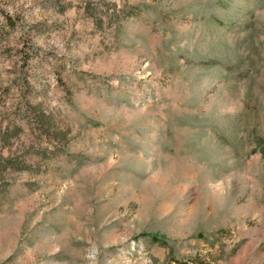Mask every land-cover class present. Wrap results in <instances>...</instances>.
<instances>
[{
	"label": "rangeland",
	"instance_id": "1",
	"mask_svg": "<svg viewBox=\"0 0 264 264\" xmlns=\"http://www.w3.org/2000/svg\"><path fill=\"white\" fill-rule=\"evenodd\" d=\"M0 264H264V0H0Z\"/></svg>",
	"mask_w": 264,
	"mask_h": 264
},
{
	"label": "trees",
	"instance_id": "2",
	"mask_svg": "<svg viewBox=\"0 0 264 264\" xmlns=\"http://www.w3.org/2000/svg\"><path fill=\"white\" fill-rule=\"evenodd\" d=\"M3 15H4L6 24H8L9 26H13L15 21L12 19V17L8 14H3Z\"/></svg>",
	"mask_w": 264,
	"mask_h": 264
}]
</instances>
